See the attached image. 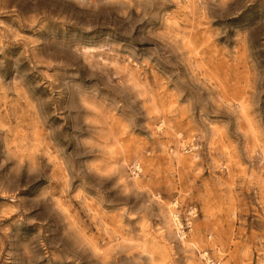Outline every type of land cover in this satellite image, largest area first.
I'll use <instances>...</instances> for the list:
<instances>
[{
    "label": "rangeland",
    "instance_id": "obj_1",
    "mask_svg": "<svg viewBox=\"0 0 264 264\" xmlns=\"http://www.w3.org/2000/svg\"><path fill=\"white\" fill-rule=\"evenodd\" d=\"M0 264H264V0H0Z\"/></svg>",
    "mask_w": 264,
    "mask_h": 264
}]
</instances>
